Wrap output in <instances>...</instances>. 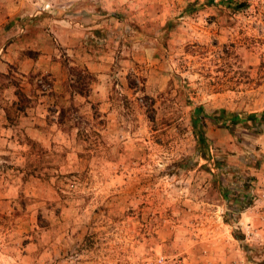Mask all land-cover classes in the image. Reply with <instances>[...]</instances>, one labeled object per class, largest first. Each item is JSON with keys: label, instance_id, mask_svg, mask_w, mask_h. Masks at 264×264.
I'll return each mask as SVG.
<instances>
[{"label": "rangeland", "instance_id": "obj_1", "mask_svg": "<svg viewBox=\"0 0 264 264\" xmlns=\"http://www.w3.org/2000/svg\"><path fill=\"white\" fill-rule=\"evenodd\" d=\"M263 110L264 0H0V264H264Z\"/></svg>", "mask_w": 264, "mask_h": 264}, {"label": "trees", "instance_id": "obj_2", "mask_svg": "<svg viewBox=\"0 0 264 264\" xmlns=\"http://www.w3.org/2000/svg\"><path fill=\"white\" fill-rule=\"evenodd\" d=\"M73 91L78 94V95H82V89L79 87L73 88ZM195 114H200L201 113V109L200 108H196L194 110ZM248 120H251L253 122H257L258 124H262L264 125V110L262 112H260L259 114H250L249 116H247ZM216 119V120H215ZM213 121H216V123H220L222 125H224V121L222 119H218V118H213ZM231 122H235L236 121V117L231 118L230 120ZM195 123V120H194ZM198 142H202L203 138L201 133L198 134Z\"/></svg>", "mask_w": 264, "mask_h": 264}, {"label": "crops", "instance_id": "obj_3", "mask_svg": "<svg viewBox=\"0 0 264 264\" xmlns=\"http://www.w3.org/2000/svg\"><path fill=\"white\" fill-rule=\"evenodd\" d=\"M72 30H73V29H72ZM76 32H77V31H76ZM67 41H72V39H70V40H66V42H67ZM62 42H63V41H62Z\"/></svg>", "mask_w": 264, "mask_h": 264}]
</instances>
